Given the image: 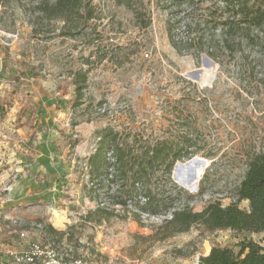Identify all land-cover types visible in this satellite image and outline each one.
Returning <instances> with one entry per match:
<instances>
[{
  "label": "rangeland",
  "instance_id": "obj_1",
  "mask_svg": "<svg viewBox=\"0 0 264 264\" xmlns=\"http://www.w3.org/2000/svg\"><path fill=\"white\" fill-rule=\"evenodd\" d=\"M55 1L0 0L2 254L35 242L100 264H202L200 258L215 246L237 251L244 239L264 248V232L209 233L202 227L166 240L149 239L170 212L143 216L140 225L108 218L94 211L97 205L108 206L106 195L102 191L93 200L85 187L96 133L111 127L175 148L186 139L192 142L188 156L171 171L177 189L165 183L161 172L156 174L159 190L171 195V211L187 206L199 212L214 202L231 205L249 158L264 152V48L235 41L232 52L225 51L219 47L220 30L200 26L205 38L215 41L201 45L194 18L212 11L206 9L209 0L201 10L187 2L179 7L173 0H83L80 15L72 10L66 23L49 19ZM84 9L94 13L86 24L80 18ZM173 36L186 42L176 43ZM205 70L213 76L207 84L202 83ZM76 71L87 72L88 81L75 108L70 74ZM104 104L106 113H98L95 108ZM45 141L52 158L63 155L73 168L62 177L48 165L33 177L41 186L35 194L25 185L29 180L23 174L30 166L24 161L33 160ZM193 158L207 166L194 187L186 189L175 173ZM238 206L247 210L248 202ZM10 218L27 229L24 238L4 227ZM39 223L57 234L35 228ZM1 257V264H7Z\"/></svg>",
  "mask_w": 264,
  "mask_h": 264
},
{
  "label": "trees",
  "instance_id": "obj_2",
  "mask_svg": "<svg viewBox=\"0 0 264 264\" xmlns=\"http://www.w3.org/2000/svg\"><path fill=\"white\" fill-rule=\"evenodd\" d=\"M83 0H56L49 19L68 21L69 13L76 10L78 15ZM178 6L187 2L194 10H201L205 0H173ZM209 0L212 10L200 15L195 26L200 31L198 42L215 44L213 36L205 38L200 26L220 30V42L225 51L232 52L235 41L246 44H259L264 48V0ZM80 18L86 24L94 19L93 11L84 9ZM218 45V43L216 44ZM100 53L97 52V55ZM211 55H214L213 53ZM105 54L99 56L104 61ZM74 86V107L81 105L83 90L87 86V72L76 71L70 74ZM98 142L93 153L86 160L88 183H85L88 196L98 200L101 192L109 200L107 207L97 205L95 212L108 218L132 219L139 225L143 216H162L170 212L171 218L155 229L149 239L156 237L166 240L178 234L187 233L193 227H202L206 232L228 230L237 235L260 234L264 232V152L249 158L245 175L236 190L233 203L220 207L218 202L209 203L201 211L194 212L189 207L173 209L171 195L159 190L156 174L162 173L165 183H171L170 175L176 161L188 156L192 142L186 139L181 147L168 144L165 140L149 141L131 133H122L106 127L96 133ZM132 137V138H131ZM160 178V179H161ZM155 185L154 188L151 186ZM174 186L172 183L170 184ZM113 187H115L113 189ZM175 187V186H174ZM173 187V188H174ZM175 189H177L175 187ZM159 190V192H158ZM248 202V209L239 208V203ZM119 207V211H117ZM121 211V212H120ZM42 225V230L50 235L57 234L50 225ZM238 250L228 247H212L202 264H264V248L252 241L241 240Z\"/></svg>",
  "mask_w": 264,
  "mask_h": 264
},
{
  "label": "built area",
  "instance_id": "obj_3",
  "mask_svg": "<svg viewBox=\"0 0 264 264\" xmlns=\"http://www.w3.org/2000/svg\"><path fill=\"white\" fill-rule=\"evenodd\" d=\"M185 27L183 26V30ZM176 43L186 42V38L173 36ZM98 113H106V105H99L95 108ZM8 224L4 226L7 228L9 233H15L19 238H24L27 233V229L24 225H21L19 220L10 218L7 220ZM35 228H42L41 224H34ZM26 231V232H25ZM211 248L207 249L204 256L205 258L209 255ZM7 257V264H100L96 261H87L83 257H74L60 254L57 249L51 245H41L38 243H31L27 248H23L19 251L7 250L5 252ZM200 258V259H201ZM1 264V262H0Z\"/></svg>",
  "mask_w": 264,
  "mask_h": 264
},
{
  "label": "crops",
  "instance_id": "obj_4",
  "mask_svg": "<svg viewBox=\"0 0 264 264\" xmlns=\"http://www.w3.org/2000/svg\"><path fill=\"white\" fill-rule=\"evenodd\" d=\"M46 141L40 145V148L35 149V154L32 156L33 160L24 161L25 162L24 166L27 165L30 167L28 169L29 170L28 173L23 174V179H24V177L28 178L29 182L25 183V185L29 184V187L27 188V190L29 192L33 191L35 194L40 193L41 186L38 185L35 181H33V177L34 176L38 177L39 175H41V173L44 172V168L47 169L48 165L54 166V168L58 170V172L60 173V175L62 177H64V175L66 173L68 174L70 172L71 168H73V164L71 165L70 161H65L63 158V155L62 156H55L54 158H52L51 148L49 147V144ZM41 165L43 166V168L41 167ZM39 168H41V169L39 170ZM8 202L9 201L4 203L5 207L8 206V204H7ZM2 249L0 250L1 254H2V252H1ZM9 249L13 250L12 248H6V249H4L3 252L5 253ZM1 254H0V256H4V257H1V259H3V260H4V258L7 259V257H5L4 254H2V255Z\"/></svg>",
  "mask_w": 264,
  "mask_h": 264
},
{
  "label": "bare ground",
  "instance_id": "obj_5",
  "mask_svg": "<svg viewBox=\"0 0 264 264\" xmlns=\"http://www.w3.org/2000/svg\"><path fill=\"white\" fill-rule=\"evenodd\" d=\"M203 80L202 83L207 84L212 79V71L205 70L203 72ZM207 164L198 162V160H194L189 162L187 165H179L176 169V179L177 182L182 185L186 189H190L194 187L197 181L200 179L205 167Z\"/></svg>",
  "mask_w": 264,
  "mask_h": 264
},
{
  "label": "water",
  "instance_id": "obj_6",
  "mask_svg": "<svg viewBox=\"0 0 264 264\" xmlns=\"http://www.w3.org/2000/svg\"><path fill=\"white\" fill-rule=\"evenodd\" d=\"M195 77L197 78L198 77V75H195ZM194 160H199L198 158H193V159H191V160H189V161H187L184 165H187L189 162H191V161H194Z\"/></svg>",
  "mask_w": 264,
  "mask_h": 264
}]
</instances>
